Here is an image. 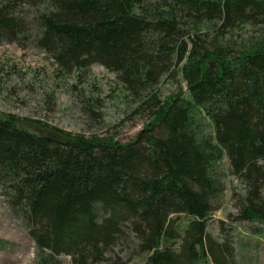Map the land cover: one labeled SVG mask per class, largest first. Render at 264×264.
I'll return each mask as SVG.
<instances>
[{
  "label": "trees",
  "instance_id": "trees-1",
  "mask_svg": "<svg viewBox=\"0 0 264 264\" xmlns=\"http://www.w3.org/2000/svg\"><path fill=\"white\" fill-rule=\"evenodd\" d=\"M27 7L37 47L61 69L103 66L150 119L122 144L33 134L0 113V187L38 264H106L126 236L143 264H232L228 239L208 233L222 195L214 172L227 158L244 187L234 223L264 224V0H0V42L28 34L17 17ZM179 69L189 98L162 101L159 85Z\"/></svg>",
  "mask_w": 264,
  "mask_h": 264
},
{
  "label": "rangeland",
  "instance_id": "rangeland-1",
  "mask_svg": "<svg viewBox=\"0 0 264 264\" xmlns=\"http://www.w3.org/2000/svg\"><path fill=\"white\" fill-rule=\"evenodd\" d=\"M17 17L28 23V34L16 42H0V113L16 116L21 129L41 136L60 129L87 138H113L122 144L137 140L150 120L148 105H144V113L137 112L141 101L101 65L69 73L61 69L35 43L34 10L27 7ZM179 91L189 98L180 69L164 78L158 94L164 101ZM198 121L200 130L213 136L211 120L199 114ZM214 175L222 195L214 201L208 233L218 243L228 239L232 264H264V224L234 223L237 212L232 196L242 195L244 187L231 175L227 158L216 164ZM10 203L0 187V241L4 243L0 264H38L37 247L26 229V219ZM186 222V217L177 221ZM253 231L263 233L254 235ZM137 249L135 240L126 236L108 255L106 264H143ZM60 261L72 264L70 257L61 256Z\"/></svg>",
  "mask_w": 264,
  "mask_h": 264
}]
</instances>
